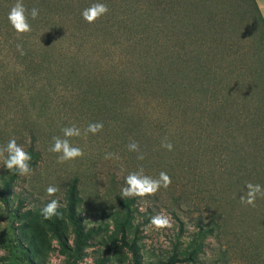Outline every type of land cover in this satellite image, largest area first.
<instances>
[{
    "label": "rangeland",
    "instance_id": "374dc122",
    "mask_svg": "<svg viewBox=\"0 0 264 264\" xmlns=\"http://www.w3.org/2000/svg\"><path fill=\"white\" fill-rule=\"evenodd\" d=\"M86 1L107 5L97 20L112 29L87 23L77 10L55 26L30 23L29 33L18 34L10 24L11 35L0 30V148L15 138L39 156L29 175L18 174L10 206L0 197V264H65L57 236L73 246L75 228L66 207L74 182L91 235L78 264H134L114 217L121 211L118 199L129 198L121 196L125 177L140 168L153 178L166 172L172 182L154 195L131 197L137 237L130 234L127 242L136 240L139 264L168 261L176 247L190 245L200 226L213 230L202 253L195 263L180 256L176 264H264V197H257L255 207L235 203L216 153V132L231 124L229 161L245 170L257 158L249 182L264 187V29L252 1L173 0L174 30L186 60L204 66L199 83L191 67L170 65L164 49L149 55L155 44L149 2ZM202 21L200 30L196 25ZM46 34L50 55L38 45ZM21 39L23 54L17 48ZM96 122L103 129L85 134ZM73 125L81 136L70 142L84 155L59 163V154L50 151L53 137L64 138L62 129ZM241 127L246 134L238 132ZM133 142L138 152L129 150ZM162 142H170L172 150ZM14 172L0 157V175ZM49 185L60 189L56 196L46 194ZM246 191L245 186L242 195ZM51 199L61 202L58 232L40 218ZM159 213L170 217L171 228L150 224Z\"/></svg>",
    "mask_w": 264,
    "mask_h": 264
},
{
    "label": "trees",
    "instance_id": "16d2710c",
    "mask_svg": "<svg viewBox=\"0 0 264 264\" xmlns=\"http://www.w3.org/2000/svg\"><path fill=\"white\" fill-rule=\"evenodd\" d=\"M251 1L254 7V11L257 14L258 19L264 29V18L257 4V1ZM22 2L25 7L29 10V13L33 7L39 10V15L37 19L32 20L29 15L30 23H51V25L53 26L59 24V22L64 18H72L73 13H75L77 10H84L86 6L89 7L92 5V3L86 0H22ZM146 2H149L151 6L153 21L155 20L151 25L149 24V29L154 35L155 40V44H152V46L149 48V55L151 53L153 54L159 49H164L167 54L170 55V65H173L179 70H183L184 67H191V72L197 76V82L199 83V80L201 82L202 80L200 76L204 73V66H199L198 64H192L191 66V64L189 63L190 61L186 60L188 53L185 48L181 45V37H179L176 34V31L174 30V22L176 17L174 11H176V9L178 8L176 2H173V0H146ZM15 3L16 0H0V30L6 29V31L10 33V35L12 33L9 30L10 23L7 19V15L11 6ZM143 15L145 16L146 13H143ZM96 21L99 22L96 24ZM96 21L95 23H92L95 27H104L103 29L106 28L109 30L112 29V27L107 26V23L104 22L103 19L102 21ZM196 26L200 30H203L205 28V24L203 23V21L197 24ZM58 31L60 35H68L66 31ZM47 38L48 35L46 34L45 37L41 39V43L38 44L40 47V53H43L44 55L51 51V48L49 47V42L48 40H46ZM145 40L147 39L145 38ZM20 42H22V39L19 40L18 44H20ZM53 52L54 51H52L50 54H52ZM188 64H190V66ZM41 67H43V65H41ZM224 109L225 107L223 108V110ZM223 112L224 114H226L225 111ZM217 119L219 120V117ZM218 120H216V125L217 123H220ZM227 121L231 123L229 119H227ZM231 128L233 127L231 124H229L227 127L225 126L223 129L220 128V131L216 132V153L218 161L217 166L224 186L227 188L228 191H231L235 203H238L240 197L242 196L243 188L246 186V183L249 182L251 179L250 175H252V171L254 172L255 170H257L258 160L257 158L253 159L254 156H252V161H250L249 163V168H246L245 170L242 168H233V163H231L228 159V141L226 140L228 139L226 135L230 133ZM238 132L242 134L247 133L245 131V128L243 127H241ZM30 155L32 157V160L30 161L31 165L33 160L39 159V156L38 153L33 150H31ZM17 179L18 174L16 172L11 175H0V197L2 201L6 203L7 206H10L9 201L11 200V198L15 197L13 192ZM79 203V189L77 182H74L68 190V204L66 207L67 217L75 228V240L73 246L68 244L62 235L58 234L57 236L58 244L60 246V253L65 257V264H78L79 262H81L85 255L84 248L87 245L88 240L91 238V235L85 231L83 218L81 217L78 210ZM118 204L121 208V211L115 213L114 224L116 231H118L121 236L120 241L122 245L129 247L132 251L135 257L134 264H139V261L137 259L138 252L136 249V240L133 241L131 244H128L127 242L130 234H134L135 238L137 237V230H133L135 212L132 210V207L135 204V200L134 198L118 199ZM40 218L45 224L50 227L52 231H59L60 220L58 216H54L50 220H45L40 214ZM217 229L218 226L216 224V230ZM212 232L213 230L211 228H205L204 226H200L197 234L193 237L190 245L186 249L180 250L178 247H176L175 254L172 255V257L169 258L168 261H160L157 264H176L180 261H183L179 259L180 256L183 257L184 261L195 263L196 259L203 251V244L207 236ZM19 244L22 250H26L27 253H30V248H24L21 243ZM28 257L31 260V256Z\"/></svg>",
    "mask_w": 264,
    "mask_h": 264
},
{
    "label": "clouds",
    "instance_id": "9594fccd",
    "mask_svg": "<svg viewBox=\"0 0 264 264\" xmlns=\"http://www.w3.org/2000/svg\"><path fill=\"white\" fill-rule=\"evenodd\" d=\"M108 7L103 3H93L91 6L85 8L81 15L82 18L89 24L95 23L97 19L102 17L108 12ZM29 15L32 20L37 19L39 10L33 7L29 13V10L25 7L22 0H16V3L11 6L7 19L18 34L29 33L32 31V26L29 22ZM18 50L23 54L22 46L17 45ZM103 129L102 122L90 123L85 130L86 133L96 134ZM63 137H53L54 143L50 148L53 153L59 154L57 159L59 163H64L70 160L81 158L84 155L83 150L79 146H73L69 138L81 136V130L75 125L71 127H65L62 129ZM162 147L172 150L173 145L162 142ZM130 151H139V145L135 142L128 145ZM0 157L4 158V166L9 171H15L17 174L27 176L32 172L30 161L32 157L24 147L17 143L15 138L10 139L7 144L0 148ZM106 159L110 156H106ZM138 159H144V156L138 155ZM171 178L166 173L161 171L158 178H153L144 173L143 168L137 171L130 172L125 177V186L121 190L122 197H146L154 195L161 187L167 188L171 184ZM246 193L240 197L242 204L255 206V201L258 196L264 197V187L260 184H253L251 182L246 183ZM60 191L57 186L49 185L46 188V194L49 197L56 196ZM61 207L59 199H51L46 205H44L40 211L41 216L45 220H50L54 216H58V209ZM150 224L155 229L171 228L172 222L170 217L164 213H159L151 217Z\"/></svg>",
    "mask_w": 264,
    "mask_h": 264
},
{
    "label": "crops",
    "instance_id": "0c3cea01",
    "mask_svg": "<svg viewBox=\"0 0 264 264\" xmlns=\"http://www.w3.org/2000/svg\"><path fill=\"white\" fill-rule=\"evenodd\" d=\"M257 1V4L260 8V11L262 13V16L264 18V0H256Z\"/></svg>",
    "mask_w": 264,
    "mask_h": 264
}]
</instances>
